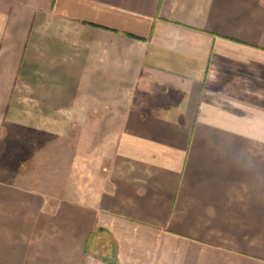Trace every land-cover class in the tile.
Instances as JSON below:
<instances>
[{
  "label": "crops",
  "instance_id": "0c3cea01",
  "mask_svg": "<svg viewBox=\"0 0 264 264\" xmlns=\"http://www.w3.org/2000/svg\"><path fill=\"white\" fill-rule=\"evenodd\" d=\"M8 122L83 159L0 179V264H264V0H0Z\"/></svg>",
  "mask_w": 264,
  "mask_h": 264
},
{
  "label": "rangeland",
  "instance_id": "374dc122",
  "mask_svg": "<svg viewBox=\"0 0 264 264\" xmlns=\"http://www.w3.org/2000/svg\"><path fill=\"white\" fill-rule=\"evenodd\" d=\"M77 138L43 134L32 127L8 122L0 136V179L41 188L48 193V203L54 206L58 201L55 182L68 170L65 163L74 155L83 159V153L74 150ZM73 172L75 180L81 181L84 168H75Z\"/></svg>",
  "mask_w": 264,
  "mask_h": 264
}]
</instances>
